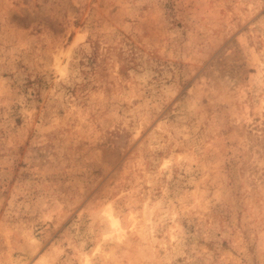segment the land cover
I'll list each match as a JSON object with an SVG mask.
<instances>
[{"label":"rangeland","instance_id":"obj_1","mask_svg":"<svg viewBox=\"0 0 264 264\" xmlns=\"http://www.w3.org/2000/svg\"><path fill=\"white\" fill-rule=\"evenodd\" d=\"M0 264H264V0H0Z\"/></svg>","mask_w":264,"mask_h":264},{"label":"bare ground","instance_id":"obj_2","mask_svg":"<svg viewBox=\"0 0 264 264\" xmlns=\"http://www.w3.org/2000/svg\"><path fill=\"white\" fill-rule=\"evenodd\" d=\"M110 213H111V212H110ZM111 217H112V216H111ZM112 219H115V220H114V223L116 224V221H117L116 218H113V217H112Z\"/></svg>","mask_w":264,"mask_h":264}]
</instances>
